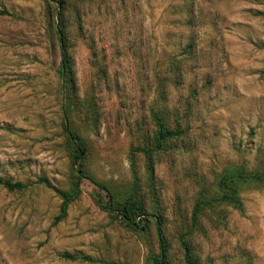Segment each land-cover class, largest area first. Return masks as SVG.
I'll return each instance as SVG.
<instances>
[{"label":"rangeland","instance_id":"374dc122","mask_svg":"<svg viewBox=\"0 0 264 264\" xmlns=\"http://www.w3.org/2000/svg\"><path fill=\"white\" fill-rule=\"evenodd\" d=\"M73 4L81 18L67 12L77 94L98 112L95 126L71 113L90 146L86 167L116 199L130 190L134 167L146 203L164 214L174 264H183L177 236L199 191L209 193L230 166L264 168V0ZM52 9L48 0H0V177L26 184L0 185V264H150L154 225L125 227L96 203V194L106 196L89 180L61 214L53 188L67 190L72 171ZM187 101L188 133L156 157L151 180L144 156L131 154L138 127L152 132V107ZM240 197L242 211L216 208L221 223L205 208V232L190 238L199 264H264V184L243 187Z\"/></svg>","mask_w":264,"mask_h":264},{"label":"trees","instance_id":"16d2710c","mask_svg":"<svg viewBox=\"0 0 264 264\" xmlns=\"http://www.w3.org/2000/svg\"><path fill=\"white\" fill-rule=\"evenodd\" d=\"M74 0H48V4L53 7L55 22L53 30L56 36L59 61L57 72L61 81V91L66 99L64 107V117L66 123L64 130L66 133L67 149L70 157L72 180L67 190L55 189L61 197L60 204L61 214H65L69 204L74 201L82 192V181L89 180L95 187L104 193L106 199L101 193L95 195L96 203L104 210L115 213L123 225L132 230H143L149 228L150 223L154 225L155 234L158 244V253L152 252L150 255V264H174L172 255L170 254V243L163 230L164 214L160 212V207L153 200L147 204L144 196L140 193L139 179L136 170L133 167L134 179L128 193L121 199H116L114 193L105 183L93 179L90 175L86 161L90 155V146L81 134L71 126V113L75 111L79 115H83L91 125H96L98 120V112L92 101L81 100L77 94L76 75L74 68V60L71 54L70 43V27L67 12H72V17L80 24V14L73 4ZM72 18V19H73ZM94 66L99 67L101 76H104V70L101 65L95 63ZM177 71L173 70L174 76H177L181 69L176 64ZM162 97L163 91H160ZM191 103L186 102L183 109L166 107L151 108V117L154 128L152 132H140L139 126V142L133 146L132 153H140L146 161V168L152 180V167L156 157L162 151H168L175 147V143L181 140L190 128ZM134 165V164H132ZM45 181V180H43ZM47 183V182H46ZM152 184V182H151ZM264 184V168L248 170L244 165L230 166L224 170L219 176L213 189L208 193L206 189H201L198 197L194 202L189 220L186 221V227L183 231L178 232V243L182 255L183 264H199L198 255L190 238L196 233H204L205 226L200 220L205 215V208L209 207L216 215L217 223L225 221V215L217 213L216 208L222 205H230L240 211L243 205L240 192L243 187L251 185ZM0 185L7 190H21L26 184L21 181H12L8 178L0 177ZM51 186L49 183L47 184ZM154 190V187H151ZM154 198V192L151 191ZM183 227V228H184ZM182 228V229H183ZM65 258H81L90 259L89 256L73 255L70 253H62Z\"/></svg>","mask_w":264,"mask_h":264}]
</instances>
